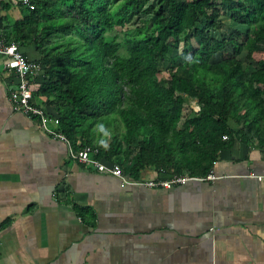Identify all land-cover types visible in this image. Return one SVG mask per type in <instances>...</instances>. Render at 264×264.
Returning <instances> with one entry per match:
<instances>
[{"label":"trees","instance_id":"16d2710c","mask_svg":"<svg viewBox=\"0 0 264 264\" xmlns=\"http://www.w3.org/2000/svg\"><path fill=\"white\" fill-rule=\"evenodd\" d=\"M32 3L2 37L35 47L36 58L23 49L44 67L34 97L47 99L75 147L100 148L134 179L153 168L168 180L205 177L236 140L264 139V0ZM223 8L245 33L213 35Z\"/></svg>","mask_w":264,"mask_h":264},{"label":"crops","instance_id":"0c3cea01","mask_svg":"<svg viewBox=\"0 0 264 264\" xmlns=\"http://www.w3.org/2000/svg\"><path fill=\"white\" fill-rule=\"evenodd\" d=\"M19 1L0 0V37L22 18ZM15 85L0 57V264H264V139L222 150L213 180L124 183L15 110ZM134 180L160 179L148 168Z\"/></svg>","mask_w":264,"mask_h":264},{"label":"built area","instance_id":"2783aa9c","mask_svg":"<svg viewBox=\"0 0 264 264\" xmlns=\"http://www.w3.org/2000/svg\"><path fill=\"white\" fill-rule=\"evenodd\" d=\"M21 5L34 9L32 0H20ZM0 57L5 62V67L11 71L16 78V85L10 89V99L14 109L35 119L40 127L51 136L64 141L68 146V153L73 160L83 163L99 172L109 173L119 177L124 183L147 184L150 186L171 187L174 184H185L190 180H213L217 176L209 173L205 177L191 176L186 173L176 175L168 180H151L141 182L127 175L118 163H108L100 158L101 149L92 145H81L75 147L67 135L60 130V118L52 116L34 100L33 86L38 84V77L43 73V65L36 60L30 59L23 51L20 43L8 42L0 37ZM53 124V125H52ZM227 138V136H225ZM262 179L263 176H258Z\"/></svg>","mask_w":264,"mask_h":264},{"label":"rangeland","instance_id":"374dc122","mask_svg":"<svg viewBox=\"0 0 264 264\" xmlns=\"http://www.w3.org/2000/svg\"><path fill=\"white\" fill-rule=\"evenodd\" d=\"M151 2L153 3H157L158 0H151ZM159 7V5H157V8ZM230 11H227L226 9H222L221 11V16H220V23H221V28L218 30H214L213 31V35L216 36L217 38H222L225 36H229L231 34H237L238 31H241L243 33H245L247 27L245 25H240L237 24L236 22H234L231 18H230ZM150 16V15H149ZM117 31L119 33H121L122 28L118 27ZM121 37L123 38V34H120ZM243 37L240 38V40H242ZM199 42V38L195 37L193 38V43L195 46L198 45ZM261 47V46H260ZM182 48L179 49V51H181ZM178 50H174L173 54H176L179 52ZM122 52H126V48L124 47L122 49ZM230 52H232V49L230 48ZM226 55V53H219L218 55H216L214 57V61H218L220 60L222 57H224ZM260 56H262L261 54H259ZM241 58L244 60V62L246 64L249 63V61L246 59V51H244V53L241 55ZM251 68H253L254 66H256V63L254 61H252L251 63ZM171 63L167 62L164 64V67L162 68V71L158 74V78H160L161 80H167L170 76L169 71L171 70ZM191 106H193L196 110L199 108L198 104L196 101H192ZM106 135L109 137L108 142L110 140V133H106Z\"/></svg>","mask_w":264,"mask_h":264}]
</instances>
